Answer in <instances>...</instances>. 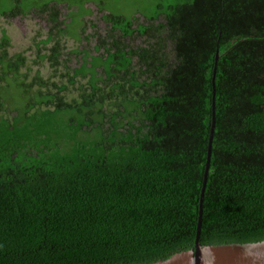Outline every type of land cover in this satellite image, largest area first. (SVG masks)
I'll list each match as a JSON object with an SVG mask.
<instances>
[{
  "label": "trees",
  "instance_id": "obj_1",
  "mask_svg": "<svg viewBox=\"0 0 264 264\" xmlns=\"http://www.w3.org/2000/svg\"><path fill=\"white\" fill-rule=\"evenodd\" d=\"M85 3L0 8L44 16L32 63L50 70L32 73L0 36V264H150L194 250L214 70L200 244L264 241V0H180L143 21L106 12L105 33L85 36L96 55L67 50L72 22L76 39L96 27ZM81 52L90 58L70 69Z\"/></svg>",
  "mask_w": 264,
  "mask_h": 264
},
{
  "label": "rangeland",
  "instance_id": "obj_2",
  "mask_svg": "<svg viewBox=\"0 0 264 264\" xmlns=\"http://www.w3.org/2000/svg\"><path fill=\"white\" fill-rule=\"evenodd\" d=\"M4 2L7 3L8 0H0V8L3 7V4L5 6ZM177 2H180V0H86L85 6L89 8L91 12L86 14L82 20H90L96 25V27H93L92 25L87 26L85 33H80V38L76 39L74 37L79 36L81 20H76L74 23L72 22L69 26V29L71 30L70 33L73 37L67 36L65 38L67 50L70 51L75 48L81 50L83 48H88L90 54H98L93 50V47L97 42V38H86L85 36H87L89 33H92L95 29H99V31H101L103 34L105 33L107 24L104 20H102V15L106 12L123 14L129 18L136 16L140 17V20L143 21V18H149L155 15L159 6L166 7ZM96 3H102L105 10L100 11L97 8L98 6ZM60 8L63 12V16L68 13V8L63 4L60 6ZM48 28V23L44 16L37 14V12L33 10L28 14H20L16 17L0 15V36L4 32L9 36L11 42L9 47L10 54L24 52L26 56H28L30 63L33 65L32 73H34L35 70L40 69L42 75L45 76V78L50 72L48 67L34 64L32 63V60L35 59L37 55L36 41L46 38ZM139 42L140 39H137L136 43ZM82 56H84V59L90 58V56L87 57L84 52L71 55V61L69 62L70 69H73L79 65L78 60H80ZM62 69L61 71H63ZM64 81L66 82L65 79ZM16 94L17 90H14V94H12L14 98L16 97Z\"/></svg>",
  "mask_w": 264,
  "mask_h": 264
},
{
  "label": "water",
  "instance_id": "obj_3",
  "mask_svg": "<svg viewBox=\"0 0 264 264\" xmlns=\"http://www.w3.org/2000/svg\"><path fill=\"white\" fill-rule=\"evenodd\" d=\"M218 59V51L216 60ZM213 95H212V121L209 134L207 161L204 171V179L201 188L198 222L195 238L194 250L177 252L170 257L158 260L150 264H264V241L255 243H232L223 245H207L200 244V232L202 224V211L204 192L207 183L209 165L212 151V141L216 126V110H215V70L212 78Z\"/></svg>",
  "mask_w": 264,
  "mask_h": 264
}]
</instances>
